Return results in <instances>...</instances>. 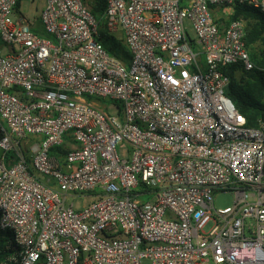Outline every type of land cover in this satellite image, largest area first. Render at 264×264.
<instances>
[{
    "label": "built area",
    "instance_id": "built-area-1",
    "mask_svg": "<svg viewBox=\"0 0 264 264\" xmlns=\"http://www.w3.org/2000/svg\"><path fill=\"white\" fill-rule=\"evenodd\" d=\"M102 1L46 0L41 34L0 0V264H264V123L222 71L254 68L230 18L264 0Z\"/></svg>",
    "mask_w": 264,
    "mask_h": 264
},
{
    "label": "trees",
    "instance_id": "trees-1",
    "mask_svg": "<svg viewBox=\"0 0 264 264\" xmlns=\"http://www.w3.org/2000/svg\"><path fill=\"white\" fill-rule=\"evenodd\" d=\"M21 1L19 0L17 10H19ZM89 4L92 7L93 15L100 19L105 12L104 1L92 0ZM237 19H243L246 22L245 41L254 68L251 71H246L240 64L222 68L224 74L230 78L226 95L237 110L246 117L248 125L256 127L261 122L264 123V13L246 5L237 6L230 20ZM101 40L110 55L119 58L126 64L129 62L130 55L125 45L116 37L109 35L104 26L101 30ZM119 48L125 55V59L117 54L116 51ZM52 153L63 160L68 151L63 146L55 148ZM7 240L8 235L0 236V262L6 254L3 246Z\"/></svg>",
    "mask_w": 264,
    "mask_h": 264
},
{
    "label": "rangeland",
    "instance_id": "rangeland-1",
    "mask_svg": "<svg viewBox=\"0 0 264 264\" xmlns=\"http://www.w3.org/2000/svg\"><path fill=\"white\" fill-rule=\"evenodd\" d=\"M92 0H88L90 3ZM46 7V0H22L20 4V13L22 16H24L26 19L30 20L33 24V26H39L40 25V16L42 11ZM193 36L194 34L191 33ZM8 52V49L6 45L2 42L0 39V55H4ZM117 54L122 58L125 59V55L123 54L122 50L119 48L117 49ZM94 101H96L100 106L102 107H108L109 112H115V109L112 108V105L115 104L111 101L107 100H101L93 98ZM95 201V198L89 197L84 200H75V203H79L81 206H85L87 204H91ZM235 201V196L231 193H216L215 195V205L217 208H227L233 205ZM213 228V223H210L207 225V227L204 229L206 233H209Z\"/></svg>",
    "mask_w": 264,
    "mask_h": 264
},
{
    "label": "crops",
    "instance_id": "crops-1",
    "mask_svg": "<svg viewBox=\"0 0 264 264\" xmlns=\"http://www.w3.org/2000/svg\"><path fill=\"white\" fill-rule=\"evenodd\" d=\"M17 17L26 19L24 16L21 15L20 7H19V10L17 11ZM26 20L31 24V26L35 29L36 32L43 34L41 22H40L39 26H33L32 22L30 20H28V19H26Z\"/></svg>",
    "mask_w": 264,
    "mask_h": 264
}]
</instances>
